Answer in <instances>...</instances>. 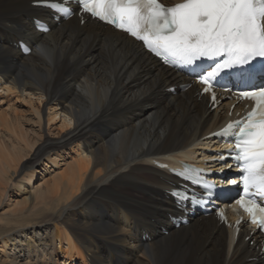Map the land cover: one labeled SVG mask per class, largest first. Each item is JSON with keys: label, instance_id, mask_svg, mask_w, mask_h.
<instances>
[{"label": "bare ground", "instance_id": "1", "mask_svg": "<svg viewBox=\"0 0 264 264\" xmlns=\"http://www.w3.org/2000/svg\"><path fill=\"white\" fill-rule=\"evenodd\" d=\"M34 1L0 0V82L6 93L39 99L33 111L43 131L54 106L66 129L45 135L30 164L23 161L36 141L22 138L3 112L15 139L0 136V204L10 182L34 184L36 161L67 147L75 155L61 174H43L44 185L22 192L14 214L23 222L0 232V264H62L61 254L65 264L78 257L82 264H264L256 233L243 228L235 242L214 215L175 228L169 214L182 212L167 191L177 180L158 165L219 157L221 145L208 135L229 118L232 101L212 109L197 84L180 88L190 79L126 34L96 20L82 24L78 15L58 24ZM36 19L50 20L51 30L37 31ZM19 40L34 52L22 55ZM54 118L48 114L47 124ZM27 212L49 217L37 230Z\"/></svg>", "mask_w": 264, "mask_h": 264}, {"label": "snow or ice", "instance_id": "2", "mask_svg": "<svg viewBox=\"0 0 264 264\" xmlns=\"http://www.w3.org/2000/svg\"><path fill=\"white\" fill-rule=\"evenodd\" d=\"M38 3L71 14L70 9L55 0ZM76 3L93 18L141 41L166 63L192 66L204 59L213 61L212 70L199 77L206 85L205 92L212 90L223 70L249 66L256 58L264 59V0H182L173 5H165L161 0ZM240 95L253 100L255 107L248 112L246 121L230 123L222 134L231 133L235 139L234 159L241 166L244 195L237 203L249 213L254 224L258 222L264 227V206L253 198L264 199V87ZM212 99L216 100L214 94Z\"/></svg>", "mask_w": 264, "mask_h": 264}, {"label": "rangeland", "instance_id": "3", "mask_svg": "<svg viewBox=\"0 0 264 264\" xmlns=\"http://www.w3.org/2000/svg\"><path fill=\"white\" fill-rule=\"evenodd\" d=\"M3 83L4 82H0V90L2 89L0 91V136L6 134L15 139L12 134L6 132L9 129L6 127V124L1 121L2 115L5 114L3 112H6L8 113V117L15 122V126L13 128L22 138H24L30 143L36 141L33 147L29 149V152L26 155V159H24L23 161L29 162L31 164L32 153L41 144V141L43 140L44 136L48 134L50 136L49 138H57L58 133L66 129L63 128L64 118L63 116H61L62 112L60 109H58L57 106H54V108L51 107L50 111H47L45 113V118L43 122L46 125L45 130L46 128H48L51 130V132L49 133L45 130L43 131V126L42 128L40 127L37 116L33 111V108L36 109L39 105L41 106V103L38 102L39 99H37V97L30 96L28 93L21 94L18 91L15 93H6L4 90L6 85ZM48 114L55 115V118L47 124L46 118L48 117ZM22 144L25 146L24 142H22ZM74 149L75 147L72 150L70 147H67L66 149H63L60 153L54 152L36 161L33 164L34 168L36 169V174L33 182L34 184H32V186L29 185L27 182H23L24 184L23 186H21L17 183L18 180L9 183L6 197L4 198L2 204H0V232L6 227V223H11V226H9L7 230L13 231L17 223L23 222V220H17L16 215L14 214L16 202L22 200L25 194L30 191L29 189L35 188L39 182H42L41 184L44 185L48 181L44 179L43 174H46L48 177H50L49 180L61 174L65 170L67 162L73 159V156L75 155ZM54 159H56L57 163H55ZM25 190L26 193H22ZM148 192L152 193L150 189H148ZM29 213L33 215L31 216L32 218L29 220V222L34 224L37 230L44 225V223L48 220L49 217L48 212H46V214L42 213L39 215H34L33 212H27L26 215L30 216ZM1 247L2 244L0 241V250H2ZM107 248L108 247L105 248V251ZM64 256L65 255L61 254L60 257L62 264H65V262L67 261L66 257ZM82 263V259L78 257L74 259L71 264ZM88 264L91 263L89 262Z\"/></svg>", "mask_w": 264, "mask_h": 264}]
</instances>
